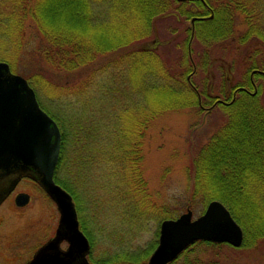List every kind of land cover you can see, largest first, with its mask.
I'll return each mask as SVG.
<instances>
[{"label": "trees", "instance_id": "obj_1", "mask_svg": "<svg viewBox=\"0 0 264 264\" xmlns=\"http://www.w3.org/2000/svg\"><path fill=\"white\" fill-rule=\"evenodd\" d=\"M1 1L3 3L0 4V37L3 45L0 46V60L9 65L12 73L15 72L13 65L20 49L18 36H22L24 23L28 19L37 24V31L45 43L38 50L41 51L40 55L47 64L55 70L61 69V71L72 73L85 66L94 65L105 54L117 53L127 47L147 42L150 36L154 35L155 25L153 23L157 18L170 13H179L185 16V18L182 17L185 21H189L193 16H197L194 11L205 10V0L203 2L196 0L194 4L178 0ZM206 2L211 5L213 17L195 21L193 27L189 26L183 31L182 55L181 58L176 56L173 64L163 58L165 50L163 53L158 51L159 48L160 50L164 48V44L155 43L151 46L136 48L121 53L104 65H99L94 71L92 70L82 84L73 87L70 90L72 92H68V95H71L70 99L76 102L75 117L78 119L67 124L71 126V130L68 131L65 124L54 117L61 132V149L54 181L71 195L77 214L80 213L79 194L71 178L76 176L78 180L84 173L82 170L85 165L91 173L101 170L98 179L91 174L93 177L88 175L83 183L94 179L95 187L103 194V198L111 192L104 198V202L111 204L117 202L113 199L114 197L121 201L128 202L129 199L131 202L134 201L137 209L134 218H131L133 222L146 220L145 214L148 210H151L157 221L173 219L179 213L178 210H172L168 206L152 208L148 205L146 182L140 167L142 163L141 140H143L145 130L165 112L174 111L177 108L198 110L201 98H206L205 95L209 94L208 88L204 86L199 90L198 84L196 85L194 81L187 82L185 76L189 73L198 74L199 71L205 73V62L208 58L204 51L205 48L211 43L227 38L225 31L233 29V13L238 10L245 15L247 22V28L241 34L239 42L241 45L253 46L250 51L253 56L251 55L247 62L249 66L251 63V67L264 72L262 52L264 31H261L264 27L260 25L259 18L251 12L252 6L264 3V0H208ZM110 7L111 9L117 7L116 13H122L121 10L127 9L130 15L134 14L132 19L136 20V28L139 29L132 32V35L129 34L131 36L127 38L118 36L113 39L103 33L100 34L108 38L100 36L96 38L91 35V32L104 30L102 26L107 24L99 22V19L105 13L109 15L107 10ZM134 10L136 12H133ZM262 11L259 9L260 14ZM50 20L53 22L51 23ZM47 24H59L58 32L52 30L51 27V31L48 30ZM121 25L118 19L112 32L122 33L120 30L116 31L117 27L118 29L122 27ZM7 26L8 28L4 31V27ZM86 27L90 28L89 34L87 30H83ZM121 29L123 32L129 31L127 27ZM15 36L16 51L10 55L7 48L13 44L10 38ZM83 36L88 38L87 42L83 40L86 39ZM204 39L207 41L205 42ZM191 57L199 71H195L191 66L189 61ZM254 77H256V82L264 80V75L260 73H256ZM27 81L34 89L30 80ZM239 85L241 83L231 88L237 93L234 100L227 106L219 107L225 119L224 124L196 155L191 199L193 202L198 201L203 208L210 201L218 200L229 210L233 219L243 230L244 241L238 248L240 250L251 248L256 244L257 239L264 237V217L258 215L260 205L264 203V105L260 102L259 91L253 95H246L238 92ZM68 89L71 87H66L65 91H69ZM63 93L64 91L58 93V96ZM219 95L227 98L224 89H220ZM36 97L39 103L37 94ZM211 98V100L209 98L203 100L204 104L211 106L212 100L218 97L212 94ZM231 98L232 93L226 100H231ZM154 100H159V102L154 103ZM154 105L159 106L154 107ZM137 120H140L141 127L134 139H131L130 135H134L133 130L136 127L134 122ZM96 143L98 151L93 153L91 147ZM68 147L70 156L67 161L65 155ZM104 161L113 164L116 172L105 171L106 168L102 167V165L105 166ZM112 173H116L115 177L120 181L114 180L113 182ZM114 187L115 190L112 189ZM240 204L247 209V217L245 214H240L239 211L242 210ZM143 205L146 206L143 208ZM79 226L88 240L92 241L89 231L81 221H79ZM249 226L253 229L251 234ZM250 236L254 237V242L249 240ZM156 244L157 242H152L140 254H137V262L145 260ZM220 245L228 244L195 242L170 264H177L179 260L181 264H196L197 259L193 260L191 257L195 252V246L216 247ZM128 260H133V258H127L125 255L120 259L115 257V264H126ZM102 263L106 264V261L97 262V264Z\"/></svg>", "mask_w": 264, "mask_h": 264}, {"label": "rangeland", "instance_id": "obj_2", "mask_svg": "<svg viewBox=\"0 0 264 264\" xmlns=\"http://www.w3.org/2000/svg\"><path fill=\"white\" fill-rule=\"evenodd\" d=\"M2 3L0 0L1 5ZM235 5L238 6V4ZM252 8L251 12L259 18L260 25L264 27V3H260L257 6L254 5ZM259 9L263 10L261 14ZM116 10L117 7L113 9L110 7L107 10L108 16L107 13L103 17L100 16L99 22L107 24L106 26H102L104 30H101V32H91L90 34L96 38L99 36L104 37L103 35L113 39L118 36L127 38L132 35V32L139 29L136 28V20L132 19L134 14L130 15L127 9L121 10L122 13H116ZM133 12L136 11L134 10ZM233 14L234 25L233 29H230L231 32L230 30L225 31L227 38L211 43L205 50L202 49L206 51L208 56L205 62V73L203 74L202 71H199L194 59L191 57V60H189L191 66L194 67L195 71H199L200 73H189V75L185 76L187 82L191 83V81H194L196 85L198 84L199 90L203 89L204 86L208 88L209 94L205 95L206 98L211 100L212 94L218 97L212 100V105L217 100H220L223 101L224 106H227L230 100L226 99L230 96V93L236 91L231 90V88L235 87L239 82L244 83L249 81L246 78L247 70H258L256 67H251V63L249 66V62H247L250 56H253V53L250 54L253 46L251 47V45L248 46L247 44L241 45L239 42L241 34L247 28L245 15L240 10ZM117 18L121 21V26L127 27L129 31L123 32L122 27L119 29L117 27L116 31L120 30L122 33L112 32L116 21H118ZM181 20V23H178L173 17L157 18L153 23L155 25L154 35L150 36L147 42L127 47L117 53L105 54L94 65L91 64V66H85L76 72L68 73L61 71V69L55 70L51 68L43 56L40 55L41 51L39 52L38 48L45 43L37 31V24L33 20L28 19L24 23L22 36H18L20 49L13 65L14 74L30 80L39 97L41 108L48 112L53 119L54 117L60 119V122L67 127L66 130L70 131L71 126H67V124L78 118L75 117L76 102L74 99H70L71 95H68V92H72L70 90L73 87L82 84L92 70L94 71L99 65H104L107 61L118 57L121 53L129 52L136 48L151 46L155 43L164 44V48L162 47L161 50L159 48L158 51H162L163 53V50H165L163 58L173 64L176 56L181 58L183 47V40L181 38L184 37L183 31L190 26L189 21H185L183 18ZM4 25L6 26V24ZM49 25H46L48 30L51 27L52 30L58 32L59 24ZM8 26L4 27V31H6ZM83 30H87V34L90 32V28L87 27ZM261 31L264 30L261 29ZM100 33H103V35ZM82 34L85 33L82 32ZM83 37L86 38L85 36ZM15 38L16 36L10 38V41L13 43L10 47L7 48L4 45V49L7 48L10 55L16 51ZM87 39L83 40L86 41ZM204 40L205 42L207 41L206 39ZM2 45L0 37V46ZM262 52L264 54V50ZM0 62L5 61L0 60ZM254 78L256 83V77ZM246 85L248 84L246 83ZM68 86L71 89L65 91ZM255 88L256 92H260V102L264 105V80H257ZM220 89H224L227 98L219 95ZM62 91L64 93L58 96V93ZM206 98H201V102L198 103V110L195 108H177L174 111L161 114L145 130L143 140H141L142 163L140 167L146 182L148 205L152 208L168 206L172 210H178L179 213L176 217L187 210H191L194 219L201 215L205 209L198 201L193 202L191 199L194 161L200 148L222 127L225 120L223 119L221 109H219L223 105L217 103L211 108L209 104H204L203 100H206ZM157 102L159 100H154V103ZM157 106L159 105H154V107ZM140 124V120L134 122L136 127L133 130L134 135H130L131 139H134L138 133V129L141 127ZM96 145L97 143L91 147L93 153L98 151V146ZM69 156L68 147L67 154L65 155L67 161ZM104 162L105 166L102 165V167L106 168L105 171H109L110 173L115 171L113 164L107 161ZM82 172L84 173L81 174L78 180L75 178L76 176L71 179L75 183L74 186L79 194L80 213L78 214V221H81L82 225L87 228L92 239V241H89L91 242L90 246H92L88 258L94 263L106 261V264H115V257L120 259L125 255L127 258H133V260L126 261V264H147L151 253L147 255L145 260L138 262L137 254H140L152 242H157L159 225L162 220L157 221L153 217L154 214L151 213V210H148L145 214L147 216L146 220L133 222L131 218H134L137 209L134 206L133 199V202L130 199L127 202L114 197L113 199L117 202L113 204L104 202V198L109 196L111 192H108V194L106 192L107 195L103 198V194L98 192V189L95 187L94 179L92 181L87 180V184L86 182L83 183L88 175L93 177L91 174L98 179L101 170H95L91 173L90 169L85 165ZM116 175V173H112L111 175L113 182L114 180L120 181L115 177ZM112 189L115 190V187ZM21 193L29 196V202L23 207H17L15 205V197ZM113 193L115 194V192ZM9 194L5 201L0 204V245L5 248L14 246L16 249L13 251L5 250L6 252L4 251V253L7 256L2 255L0 264H21L22 258H29L28 256L34 249L54 236L59 214L55 204L29 178L21 177L16 182L14 190ZM144 206L146 205L142 207L144 208ZM240 206L242 209L239 211L240 214H245L247 217V209L241 204ZM260 206L258 215L259 217H264L262 214L264 213V208H262L264 207V203H261ZM249 227L251 234L253 229L251 226ZM249 240L254 242V237L250 236ZM255 243L251 248L240 250L228 245L216 247L195 246V252L191 257L193 260L197 259L198 262L196 264H264V237L257 239ZM28 248L32 251H26ZM10 255L13 256V259L9 258ZM17 256L21 260H18ZM177 264H181V260Z\"/></svg>", "mask_w": 264, "mask_h": 264}, {"label": "water", "instance_id": "obj_3", "mask_svg": "<svg viewBox=\"0 0 264 264\" xmlns=\"http://www.w3.org/2000/svg\"><path fill=\"white\" fill-rule=\"evenodd\" d=\"M61 134L55 121L39 106L34 90L26 80L10 72L0 62V203L21 177L35 181L56 204L58 226L53 239L46 243L30 264H75L88 249V242L78 228L71 196L54 182L60 154ZM27 195L16 197L24 206ZM243 231L227 208L219 201L208 203L204 212L192 219L187 210L176 219L163 220L158 244L147 264H169L197 241L226 243L241 247ZM62 241L69 243L61 251ZM80 264H86L80 261Z\"/></svg>", "mask_w": 264, "mask_h": 264}, {"label": "flooded vegetation", "instance_id": "obj_4", "mask_svg": "<svg viewBox=\"0 0 264 264\" xmlns=\"http://www.w3.org/2000/svg\"><path fill=\"white\" fill-rule=\"evenodd\" d=\"M178 1H181V2H186V3H189V4H194V3H196L197 1L196 0H178ZM199 1H201V2H203V0H199ZM206 1H208V0H205V2H204V5H205V10L204 9H202V11H200V10H196V12L194 11V13H195V15L197 14V16H193L192 18H190V20H189V22H190V27H193V24H194V22L196 21H199V20H204V19H211L212 17H213V10H212V8H211V5L210 4H207V2ZM206 3V4H205ZM209 3V2H208ZM168 17H173V19L176 21V22H178V23H181V18L182 17H184L185 18V16H181V15H179V13H170V14H168V15H166V16H163V17H161V19H163V18H168ZM252 69V68H251ZM248 71V70H247ZM256 73H260V74H263L264 75V72L263 71H260V70H249V72H248V80L249 81H246V82H239V83H241V85H239V87L237 88L238 89V92H241V93H244V94H246V95H253L255 92H256V88H255V84H257V82L255 83V78H254V76H255V74ZM238 83V84H239ZM246 83L248 84V85H246ZM246 85V86H245ZM247 87H249V88H247ZM231 94V93H230ZM235 96H236V92H234V93H232V98H231V100H230V102L232 101V100H234V98H235ZM230 102L227 104V105H229L230 104ZM217 103H221L223 106H224V104H223V101H220V100H217L216 101V103H215V105L217 104ZM214 105V104H213ZM213 105L212 106H210L211 108L213 107ZM209 109V108H208ZM5 201V200H4ZM4 201H2L1 203H3ZM0 203V204H1ZM45 245H46V242L45 243H43L42 245H40L39 247H37L36 249H34L33 251L31 250V249H26V251H32L31 252V254L28 256L29 258H22V260H21V258H19L18 256H17V259L18 260H21L20 262H21V264H30L32 261H33V259H34V257L40 252V250L43 248V247H45ZM92 246V245H91ZM91 246L89 245V247H88V249H87V251L85 252V253H81L80 254V258H77L76 257V259H75V264H80V261H85V263L86 264H97V263H94V262H92L89 258H88V256H89V254H90V251H91ZM59 248H60V250L61 251H66L68 248H69V245L67 244V243H61L60 245H59ZM14 249H16V248H14V246H9V247H7V248H5V247H3V246H1L0 245V259H2V255L3 256H7V255H5V253H4V251L5 250H9V251H13ZM6 252V251H5ZM29 252V253H30ZM9 258H11V259H13V256H9Z\"/></svg>", "mask_w": 264, "mask_h": 264}]
</instances>
